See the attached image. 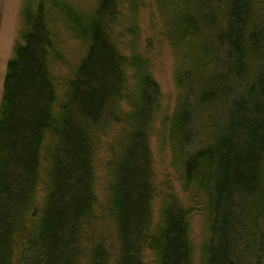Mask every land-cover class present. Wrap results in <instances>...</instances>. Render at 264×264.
<instances>
[{
	"label": "trees",
	"instance_id": "obj_1",
	"mask_svg": "<svg viewBox=\"0 0 264 264\" xmlns=\"http://www.w3.org/2000/svg\"><path fill=\"white\" fill-rule=\"evenodd\" d=\"M123 5L98 0L80 13L66 0H38L23 8L22 44L8 64L0 114V264L111 263L105 240L95 236V162L101 138L117 129L107 163L116 264H144V249L157 264H192L189 211L174 203L163 209L160 229L151 227L150 131L162 95L137 42L130 55L118 45ZM157 5L179 58L183 102L171 138L188 149L200 140L201 118L211 122L220 106L227 111L222 127L212 123V142L201 140L195 152L178 148L188 153L184 188L208 214L209 264H264L257 229L264 221V0ZM59 22L85 49L63 101L52 74L63 61L53 27Z\"/></svg>",
	"mask_w": 264,
	"mask_h": 264
},
{
	"label": "rangeland",
	"instance_id": "obj_2",
	"mask_svg": "<svg viewBox=\"0 0 264 264\" xmlns=\"http://www.w3.org/2000/svg\"><path fill=\"white\" fill-rule=\"evenodd\" d=\"M66 1L80 13L92 11L98 2V0ZM27 2L35 3L38 0H0V114L8 64L15 55L17 44H22V11ZM130 2L136 3V7L133 8ZM121 12L122 16L115 27V37L119 42L118 45L123 53L130 55L132 52L131 42H137V51L150 61L152 76L159 85L162 95L161 107L156 114L155 122L150 131L152 183L155 189L152 206V230L157 232L160 229L163 209L177 203L184 210L189 211L190 214V240L193 247L192 264H209L208 214L202 201L195 198L192 192L185 190L183 165L187 159V152H195L202 147V144L212 142L216 133L211 126L215 124L222 127L226 120L227 111L225 107L220 106L218 109L215 108L211 122L206 120V117L201 118L199 125L195 128V134L200 140H196L188 149L180 138L172 139L171 120L178 107L177 105L183 102L175 77L179 58L164 35V19L160 16L157 0H124ZM134 17L136 20H133ZM53 25L60 38L59 51L62 54L63 61L55 62L52 67V74L59 88L61 101H63L67 82L71 79L72 71L83 59L85 49L82 43L71 37L61 22ZM126 30H134L135 39L130 33L124 36ZM122 35L124 37H120ZM118 131L117 129L114 133L106 134L101 138L99 153L95 162L96 179L94 187L99 205L97 214L100 216L99 221L96 222L97 228H95V231L97 235L95 234V236L98 240L101 238L105 240L104 242L109 249L110 264H116L119 247L116 227L107 215L109 205L108 186L110 182L107 163L112 157L108 145L113 144L116 140ZM179 147L186 148L187 152L183 154V151H178ZM44 180L45 177H43ZM41 197H43V193L39 195L40 199ZM257 229H259V232L264 233L263 219ZM259 232L256 233L260 235ZM87 242L90 243L89 239ZM92 244L94 243H91V246ZM143 258L144 264H157L155 253L149 249H144Z\"/></svg>",
	"mask_w": 264,
	"mask_h": 264
}]
</instances>
